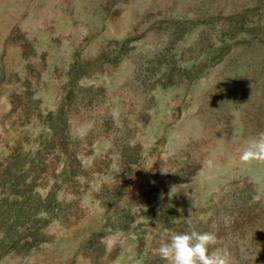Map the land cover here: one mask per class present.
Returning <instances> with one entry per match:
<instances>
[{
  "label": "rangeland",
  "instance_id": "374dc122",
  "mask_svg": "<svg viewBox=\"0 0 264 264\" xmlns=\"http://www.w3.org/2000/svg\"><path fill=\"white\" fill-rule=\"evenodd\" d=\"M259 132L264 0H0V264H264Z\"/></svg>",
  "mask_w": 264,
  "mask_h": 264
},
{
  "label": "clouds",
  "instance_id": "9594fccd",
  "mask_svg": "<svg viewBox=\"0 0 264 264\" xmlns=\"http://www.w3.org/2000/svg\"><path fill=\"white\" fill-rule=\"evenodd\" d=\"M239 159L244 164L264 162V132L246 142ZM219 243L214 232L191 230L167 239L161 236L157 251L166 264H233L231 253L226 248L216 247Z\"/></svg>",
  "mask_w": 264,
  "mask_h": 264
},
{
  "label": "trees",
  "instance_id": "16d2710c",
  "mask_svg": "<svg viewBox=\"0 0 264 264\" xmlns=\"http://www.w3.org/2000/svg\"><path fill=\"white\" fill-rule=\"evenodd\" d=\"M35 215V214H34ZM35 219V221H36V217L34 218ZM18 223H16V225H17Z\"/></svg>",
  "mask_w": 264,
  "mask_h": 264
}]
</instances>
